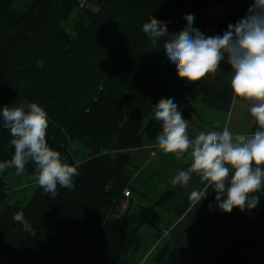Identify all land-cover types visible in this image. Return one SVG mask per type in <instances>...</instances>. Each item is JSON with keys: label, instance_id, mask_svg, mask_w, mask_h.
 <instances>
[{"label": "trees", "instance_id": "trees-1", "mask_svg": "<svg viewBox=\"0 0 264 264\" xmlns=\"http://www.w3.org/2000/svg\"><path fill=\"white\" fill-rule=\"evenodd\" d=\"M13 2L0 0V110L40 104L48 114L49 146L79 175L74 190L58 185L51 198L38 185L31 200L18 206L3 205L5 178L15 169L0 172V264H78L81 257L94 264H130L149 217L132 204L121 210L124 192L133 193L130 153L160 134L153 107L162 98L173 99L189 119L197 86L177 76L163 49L165 38L153 47L142 26L155 17L167 22L169 33H178L185 15L193 14L194 28L222 36L245 17L253 0H32L22 13L13 10ZM218 6L226 13L214 21L209 11ZM12 138L0 115V162L14 155ZM75 141L90 151L80 164L70 150ZM25 173L33 178V162ZM173 195L167 192L152 208L164 209ZM257 195L252 210L225 213L216 206L201 230L214 244L213 253L191 264L247 262L264 240V190ZM18 211L35 235L13 221ZM188 257L189 251L164 245L150 264H183Z\"/></svg>", "mask_w": 264, "mask_h": 264}, {"label": "clouds", "instance_id": "clouds-1", "mask_svg": "<svg viewBox=\"0 0 264 264\" xmlns=\"http://www.w3.org/2000/svg\"><path fill=\"white\" fill-rule=\"evenodd\" d=\"M194 19L193 14H186L185 27L178 33H169L167 22L151 17L142 30L150 37L153 47L165 38L163 49L175 65L177 76L189 83L215 75L222 61L229 64L233 102L237 99L248 102L257 128L251 134L235 135L227 126L222 130L213 128L200 131L192 139L177 103L162 98L153 107L154 119L161 125L156 143L163 153L191 161L170 183L173 188L187 186L195 173L203 188L191 191L189 200L194 206L206 198L211 187L221 211L252 210L260 201L257 193L264 190V0H253L245 17L229 24L222 36H206L193 27ZM0 115L3 127L10 130L13 137L10 144L14 146L11 159L0 162V172L14 168L19 176L31 161L35 165L33 179L45 194L55 198L58 185L74 190L73 178L79 175L78 169L49 146L46 110L38 103L23 102L4 106ZM12 219L21 225L23 233L35 235L22 211L15 212Z\"/></svg>", "mask_w": 264, "mask_h": 264}, {"label": "crops", "instance_id": "crops-1", "mask_svg": "<svg viewBox=\"0 0 264 264\" xmlns=\"http://www.w3.org/2000/svg\"><path fill=\"white\" fill-rule=\"evenodd\" d=\"M225 13L226 9L223 6L209 11V15L214 21L223 17ZM210 34L208 33L206 36H210ZM231 71V66L222 61L220 69L215 75L209 74L196 82L197 86L191 94L195 113L186 120L190 138L194 139L200 131L206 132L213 128L222 130L225 126L230 129L233 135L254 132L256 123L250 115L248 102L239 99L235 103L233 102V92L230 87ZM156 123L160 125L158 121ZM153 152H155V157H151ZM130 154L133 158L132 164L136 163L141 166L138 173L144 177V180L149 182L153 177H158L159 182L148 192H140L132 186V192L142 198L141 201L131 198L127 200L134 209L146 208L144 202H149V206H152L167 192L174 193L173 198L164 209L155 208L154 210L150 209V213L147 212L149 213L148 223L146 222L147 225L145 223L143 226H149L145 232L152 243H150L151 250L157 249L159 246L158 249L164 245H171L191 251V254L197 258H209L213 253L214 244L201 235V230L216 209L215 191L209 187L206 198L194 206L189 200L190 193L193 189L203 188L195 173L187 186L177 185L173 188L170 180L178 171L186 169L189 160H177L173 154L163 153L157 146L156 140L146 139L141 149L133 150ZM154 169L159 172H149ZM132 184L133 181H131ZM140 237V247L142 248L148 240L146 235ZM250 258L251 256L245 264H249ZM134 259L135 257L130 264L134 263ZM259 260H264V258L257 261ZM257 261L251 264H256Z\"/></svg>", "mask_w": 264, "mask_h": 264}, {"label": "rangeland", "instance_id": "rangeland-1", "mask_svg": "<svg viewBox=\"0 0 264 264\" xmlns=\"http://www.w3.org/2000/svg\"><path fill=\"white\" fill-rule=\"evenodd\" d=\"M31 2H32V0H14L13 10L16 12H20V13L25 12L30 7ZM89 8L94 10V11H97V9H95L91 6H89ZM74 17H77V13L74 15ZM73 23H74V21L73 22L71 21L70 23H68L66 25L69 30H71ZM70 150H71V152H73L74 160L78 164L87 160V157L90 153V151L85 146H83V144H81L80 142H77V141L71 143ZM132 160H133V158H132ZM132 165L133 166L130 170H131V173L133 174L132 175L133 184L131 186H133L136 190H140V192H148L149 190L151 191L152 188L154 186H156L157 183H159L158 177H153L152 181L150 180L149 182L144 180V177L142 175H139V173H138V170L141 168V166L136 164V163L135 164L133 163ZM149 172H156L157 173V172H159V170L154 169V170H151ZM37 186H38V184L33 180V178L25 172L19 176L16 175L15 172L8 174L5 178V189L7 190L6 191L7 194L5 195V198L3 200V205L17 204L18 206H25L31 200V198L34 196L36 189H37ZM131 199L132 200L133 199H135V200L139 199L140 200L142 198L138 197V195H136L135 193H132ZM143 204H145L147 207L146 208L145 207L137 208L136 210L138 212H145V213L149 212L150 213L151 212L150 209L154 210V208H152V206H149V202H144ZM129 205L130 204L127 200L122 201L121 210L128 209ZM147 223H146V225H147ZM143 227L141 228V231H138V237H139V240L141 241L140 236L142 235V237H143L144 235H146L148 242L145 243V245L142 248L140 247V249L137 251V253L134 256L135 257L134 263H132V264H150L153 256L157 253V251L159 250L158 248L160 247L159 246V247H157V249L151 250L152 248H150V245L152 243L149 240L147 232H145L146 229H149V226H143ZM191 253L192 252L189 251V257L183 264H191V262L194 259L202 260L205 258V257L197 258L194 255H192ZM261 258H264V242H262L258 246V248L255 250V252L252 253L249 264H251L252 262L257 261L258 259H261ZM79 260H80V262L78 264H94L93 262H87L82 257L79 258Z\"/></svg>", "mask_w": 264, "mask_h": 264}, {"label": "built area", "instance_id": "built-area-1", "mask_svg": "<svg viewBox=\"0 0 264 264\" xmlns=\"http://www.w3.org/2000/svg\"><path fill=\"white\" fill-rule=\"evenodd\" d=\"M151 157H155V152H153V153L151 154ZM124 196H125L126 200H128V199L131 198V194H130L128 191H125V192H124Z\"/></svg>", "mask_w": 264, "mask_h": 264}]
</instances>
